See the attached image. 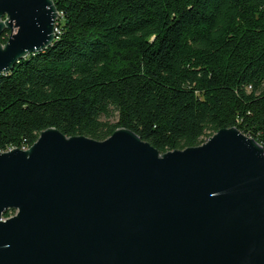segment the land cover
<instances>
[{"label":"water","instance_id":"1","mask_svg":"<svg viewBox=\"0 0 264 264\" xmlns=\"http://www.w3.org/2000/svg\"><path fill=\"white\" fill-rule=\"evenodd\" d=\"M57 18L52 0H0V75ZM0 264H264V149L234 127L164 154L127 129H46L0 153Z\"/></svg>","mask_w":264,"mask_h":264},{"label":"trees","instance_id":"2","mask_svg":"<svg viewBox=\"0 0 264 264\" xmlns=\"http://www.w3.org/2000/svg\"><path fill=\"white\" fill-rule=\"evenodd\" d=\"M52 2V45L0 75V153L49 128L164 154L234 127L264 149V0Z\"/></svg>","mask_w":264,"mask_h":264},{"label":"built area","instance_id":"3","mask_svg":"<svg viewBox=\"0 0 264 264\" xmlns=\"http://www.w3.org/2000/svg\"><path fill=\"white\" fill-rule=\"evenodd\" d=\"M56 31H57V29H56Z\"/></svg>","mask_w":264,"mask_h":264}]
</instances>
